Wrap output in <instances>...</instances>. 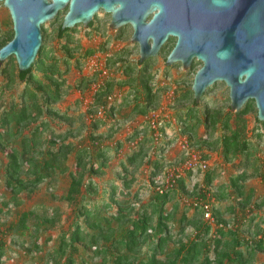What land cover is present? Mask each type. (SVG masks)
<instances>
[{
	"label": "trees",
	"instance_id": "16d2710c",
	"mask_svg": "<svg viewBox=\"0 0 264 264\" xmlns=\"http://www.w3.org/2000/svg\"><path fill=\"white\" fill-rule=\"evenodd\" d=\"M97 25L98 22L95 24L94 21L89 29L97 28ZM74 30L75 28L63 29L61 23L57 29L56 42L53 44L43 25V45L32 65L26 70H21L13 56L4 63L1 70L8 76V82L0 88V180L4 179L5 187L11 190L15 199L20 202L18 198L20 193L32 191L45 180L54 181L59 174H68L70 177L63 198L71 205V220L57 236L52 248L47 251L48 261L52 264H77L79 258L83 263H89V259L93 261L100 257L101 260L97 264L252 263L258 251L264 252V237L253 240L243 237L237 227L226 230L228 222L224 221L220 214L219 202L235 197L236 194L243 196L242 203L245 206L250 205L254 191L250 189L246 193L244 181L258 172L255 164L252 173L242 170L232 175L226 186H220L219 193L210 192L215 176L213 171L207 173L206 185L200 193L199 202L212 203L213 216L218 223L223 224V227L213 229L212 224L204 219V206L200 203L195 205V213L192 216L183 213L181 226L175 233L169 223L173 212L166 210V204L170 201L175 188L163 193L155 191L150 201L140 209H136L132 198H127L131 193L123 190L129 189L134 181L133 177H129L130 166L138 165L139 158L146 156V152L143 150L134 152L127 157L126 162H121L123 169L116 175L122 180L123 188L114 180H109L102 186L93 179V176L105 173L109 160L108 150L100 146L92 149L79 147L67 141V133L55 132L48 120L42 119L44 116L54 114L66 117V114L54 105L63 99L70 87L65 74L69 70L71 59L75 57V52L81 48L80 44L72 46L74 38L71 33ZM122 33L120 32L118 37ZM13 37L14 28L5 32L2 46ZM55 44L58 45L56 48ZM56 49L62 52L61 56L56 54ZM95 51L89 48L82 54L89 56ZM121 57L122 54L117 55L108 62H115ZM63 64L66 69L62 67ZM151 66L152 58L144 62L139 59L136 65L129 64L125 67L129 77L119 82L134 84L133 88L143 95L144 101L136 103L134 111L145 115L157 99V91L152 85L154 73L150 70ZM92 79L93 76L82 78L78 87H82L86 81L89 86ZM17 85L22 86L17 90ZM114 85L115 79H109L96 92L94 108L104 104L107 112L114 111L115 102L108 104L106 101V96L113 91ZM7 89L12 91L7 93ZM207 92L208 90L204 95ZM138 98L140 99V95L136 94V99ZM181 99L192 100L193 105L187 108L186 117L181 114L179 119L187 121L189 118H197L195 124H188L186 127V130H193L197 123L202 121L198 116L199 103L191 88L183 92ZM250 106L251 104L234 114L228 111L224 117L212 110L213 108L206 107L204 120L208 126L215 128L223 118L222 125L225 131L220 142L225 160L246 153L249 161L252 155L249 151L250 141L246 136L248 127L246 115ZM256 121L262 129L258 136L263 137L264 122L258 118ZM72 155L75 158V168L69 164ZM160 166L157 165L158 168ZM157 175L158 170L154 172V176ZM179 182L184 187V179L181 178ZM253 209L254 206L250 211ZM30 217L41 218V214L34 209L23 212L17 224L9 228L15 237H22L30 229L28 223ZM60 217L59 211L52 217L45 214L41 221H37L35 227L38 228L48 222L54 225ZM190 225L196 226L197 232L192 240L184 241L183 237ZM258 231L257 236L263 229ZM225 236H230V239H226ZM4 245L0 242V260L6 253ZM35 247L39 248V245L35 244Z\"/></svg>",
	"mask_w": 264,
	"mask_h": 264
},
{
	"label": "rangeland",
	"instance_id": "374dc122",
	"mask_svg": "<svg viewBox=\"0 0 264 264\" xmlns=\"http://www.w3.org/2000/svg\"><path fill=\"white\" fill-rule=\"evenodd\" d=\"M66 10L60 11L54 20L46 22L44 25L49 34L50 42H56L57 29L63 23ZM98 27H85L78 24L71 33L74 41L72 46L81 45L75 52V57L71 59L69 70L65 74L69 88L63 99L54 106L66 117L60 115H47L42 119L54 127L55 132L67 133V141L79 147L95 148L100 146L108 150L109 160L103 175H95L93 179L100 185L106 184L109 180L116 181L123 188L122 180L116 173L121 172L122 161H127V157L139 151L146 152V156L139 158L138 165L130 166L129 177L134 181L129 189L123 190L131 193L127 198L134 200L136 209H140L154 196L157 185L165 178V175L173 167L181 165L183 161V151L181 140L188 138L191 145L196 148L202 156L208 160L209 167L206 171H188L184 173V187L180 182L176 185L170 201L166 204V210L173 212L169 220L172 231H176L181 226L180 220L184 212L188 216L195 213V204L200 200V193L206 185V175L209 171L214 172V181L210 186V192H220V186H226L232 175L242 170L254 172V164L258 167V172L253 173L245 184V192L250 189L254 191L250 205L242 203L243 196L230 197L219 202L221 205L220 214L224 221L228 222L227 228L237 227L239 233L250 239H257L256 232L264 228V136L259 137L258 132L261 127L256 123L258 110L251 104L246 115L247 131L246 136L250 141L249 151L252 153L247 161L246 153L240 154L231 160H225L220 142L224 128L222 120L214 128L205 122V110L209 106L212 110L224 114L230 111L229 89L225 84H219L214 91L203 95L199 103L198 116L201 122L193 130H186L188 124H195L197 118H189L187 121H180L183 114L186 117L188 107H191L192 100H182V94L188 89H192L196 69L185 70L180 62L167 65L166 58L175 46L177 38H172L167 42L166 48L152 57L151 72L154 73L152 80L153 89L157 91L155 104L149 112L140 114L134 111L136 103L144 101L141 95L132 84L119 83L126 80L129 75L125 72V67L129 64L136 65L140 59V48L138 43L132 41L133 28L124 27L114 30L110 27L111 14L100 10L95 15ZM14 28L9 8L0 1V46L3 44L5 32ZM120 32H123L118 37ZM58 46V45H57ZM55 44V48L57 47ZM95 49L96 52L107 54V64L113 73L111 79H115L113 91L122 93L120 100L115 101L114 111L106 112L104 119L91 120L94 113L95 94L86 81L82 87L78 83L82 78L92 77L84 70V62L88 56H83L87 49ZM127 50V52H125ZM58 56L62 52L55 50ZM122 54L121 59L115 62H108L110 58H115ZM0 63V88L8 82V76L1 72L4 63L10 57ZM90 56V55H89ZM15 57V56H14ZM64 69L67 67L62 65ZM93 80V79H92ZM22 85H17L16 89ZM12 90L7 89V93ZM136 94L140 99H136ZM156 111L160 120L158 129L153 130L150 126L148 115ZM231 112V111H230ZM233 114L235 112H232ZM168 114V115H167ZM41 119V120H42ZM157 131V132H156ZM48 131L45 132V135ZM159 136L158 140L154 137ZM95 139V140H94ZM95 141V142H94ZM206 141L207 143L203 142ZM210 142H215L210 145ZM1 155V154H0ZM69 164L75 168V158L72 155ZM161 165L159 168L157 165ZM158 170V175L154 172ZM70 183L68 174H59L54 181L38 184L32 191H24L18 195L20 202L15 199L13 192L4 185V179L0 180V242L5 245V254L0 260V264H52L46 257L47 251L52 248L57 236L70 223L71 205L63 198ZM120 193V192H119ZM122 196L121 194H119ZM137 195V197H135ZM189 199L193 204L189 205L185 200ZM218 204V203H217ZM254 206L253 211L250 209ZM36 210L41 214V218H29L30 229L22 237H15L9 229L17 224L23 212ZM59 211L60 220L52 225L51 222L41 224L36 228L37 221H41L46 214L49 217ZM252 212V213H251ZM204 220V219H202ZM215 226H213V229ZM197 232L196 226L190 225L183 237L184 241L192 240ZM259 232V231H258ZM230 239V236H225ZM39 245V248L35 247ZM174 242L171 243L173 245ZM93 260V259H92ZM101 258L98 257L89 263H83L79 258L77 264H97ZM200 264V263H198ZM250 264H264V252L258 251L253 262Z\"/></svg>",
	"mask_w": 264,
	"mask_h": 264
},
{
	"label": "water",
	"instance_id": "95a60500",
	"mask_svg": "<svg viewBox=\"0 0 264 264\" xmlns=\"http://www.w3.org/2000/svg\"><path fill=\"white\" fill-rule=\"evenodd\" d=\"M9 8L13 39L0 48V63L14 55L28 69L43 45L42 26L66 10L62 28L89 27L100 10L111 14L110 27L133 28L140 60L155 57L177 37L166 59L185 70L194 61L192 90L197 102L216 80L230 87L231 110L240 111L255 99L264 121V0H0Z\"/></svg>",
	"mask_w": 264,
	"mask_h": 264
},
{
	"label": "built area",
	"instance_id": "2783aa9c",
	"mask_svg": "<svg viewBox=\"0 0 264 264\" xmlns=\"http://www.w3.org/2000/svg\"><path fill=\"white\" fill-rule=\"evenodd\" d=\"M107 54L104 56L100 52H96L88 56L84 62V70L87 74L93 76V80L90 84L94 94L101 89L106 81L113 77L110 67L107 64ZM122 93L115 90L106 96V101L108 104L120 100ZM107 109L104 104L97 105L91 120L104 119L106 117ZM153 111L148 115L150 126L153 130L158 129L160 120L158 114ZM168 115V114H167ZM157 132V131H156ZM159 136L156 135L155 140H158ZM181 149L183 151V161L181 165L173 167L165 175V178L157 185V191L163 193L171 188L176 187L179 180L183 178L184 173L188 171H206L209 167V162L206 160L202 154L191 145L188 138L181 140ZM210 195V194H209ZM189 205L193 203L189 200H185ZM200 201V200H199ZM197 202L195 205L202 203L204 206V219L207 220L212 227L215 228L223 227L222 223H218L212 212V203L210 201ZM214 228V229H215ZM259 238L264 237V228L261 234L258 235Z\"/></svg>",
	"mask_w": 264,
	"mask_h": 264
},
{
	"label": "flooded vegetation",
	"instance_id": "af4514ba",
	"mask_svg": "<svg viewBox=\"0 0 264 264\" xmlns=\"http://www.w3.org/2000/svg\"><path fill=\"white\" fill-rule=\"evenodd\" d=\"M97 22L98 21H96L95 20V24H97ZM130 26V25H129ZM170 39L168 40V42L172 39V38H177V37H175V36H170L169 37ZM177 41V40H176ZM161 51V50H160ZM167 59V58H166ZM202 62L201 61H197V60H195L194 61V64H193V68H195L196 66H198V65H200ZM196 64V65H195ZM183 67V66H182ZM198 69H196V71H197ZM219 84H225L226 85V87H228V89H229V98H230V87L228 86V84H227V82L225 81V80H221V79H218V80H216L212 85H210V87H208V91L209 92H212V91H214V89L219 85ZM230 101H231V98H230ZM250 104H253L256 108H257V105H256V101H255V99H249L248 101H247V103L243 106V108H246L248 105H250ZM242 108V109H243ZM241 109V110H242ZM257 110H258V108H257ZM230 111L232 112V110H231V103H230ZM256 118H258V113H257V117ZM256 120V119H255ZM258 120H259V118H258ZM259 121H261V120H259ZM257 122V121H256ZM261 122H264V121H261ZM262 125V124H261Z\"/></svg>",
	"mask_w": 264,
	"mask_h": 264
}]
</instances>
